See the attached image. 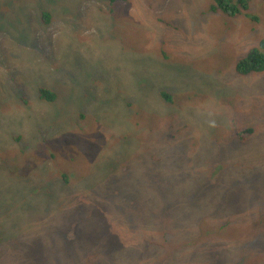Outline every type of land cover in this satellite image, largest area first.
Returning <instances> with one entry per match:
<instances>
[{
  "label": "rangeland",
  "instance_id": "374dc122",
  "mask_svg": "<svg viewBox=\"0 0 264 264\" xmlns=\"http://www.w3.org/2000/svg\"><path fill=\"white\" fill-rule=\"evenodd\" d=\"M103 1L106 7L107 0ZM172 1L167 7L154 0H129L128 6L115 2V10L120 11L108 16L119 26L102 39L95 40V33L86 35L82 44L61 30L55 19L42 26L38 6L23 16L17 12L23 5L19 0L0 2V22L9 36L19 35L20 29L13 28L21 21L45 35L38 48L17 49L22 55L17 59L13 55L12 60L9 45L1 55L0 39V83L27 91L26 103L7 93L5 102L12 106H0V148L9 147L12 136L32 135L37 144L32 141L29 147L22 141L20 146L26 148L24 153L37 150V161L42 163H23L27 168L22 166L21 174L56 184L36 201L18 200L22 191L13 190L10 183L1 191L0 234L7 240L0 254L12 255L16 248L11 242L24 241L33 233L43 246L52 238L60 245L62 238L73 237L76 248L65 240L66 249H71L65 252L83 250L79 264H264V165L260 164L264 162V73L242 77L234 69L249 49L264 40V0H249L250 17L232 18L209 12L211 0ZM149 6L161 9L152 16ZM159 19L170 27L156 23ZM165 30L168 43L179 45L168 53L160 47ZM129 60H144V71L136 63L132 68ZM153 61L171 66L173 71L167 72L173 77L149 68ZM37 72L47 74V79L51 74L52 85L47 88L56 95L51 104L40 100L33 89L30 96L27 82ZM156 82L162 84L157 91L164 90L169 101L154 91ZM245 129L252 132L243 135ZM225 138L232 144L223 145ZM142 142L153 144L145 151L151 156L144 162L150 174L136 163ZM216 158L235 162L238 180L256 177L253 188L240 183L226 196L215 191L207 179ZM206 161V171L199 172L195 165L202 168ZM100 166L115 172L102 175ZM75 171L77 177L63 185L61 174ZM165 187L176 193L174 202L171 195L167 201L168 224L159 222L157 215L165 205ZM13 195L14 202H9ZM4 201L9 208L25 205L38 211L22 217L9 212L10 224L5 227ZM121 204L127 205V216L142 222L135 233L115 212ZM148 207L156 211V221L147 214ZM156 234L157 239L163 234L168 240L162 250L144 244ZM135 238L142 240L138 250L146 249L143 257L132 250ZM165 253L174 254L165 257Z\"/></svg>",
  "mask_w": 264,
  "mask_h": 264
},
{
  "label": "trees",
  "instance_id": "16d2710c",
  "mask_svg": "<svg viewBox=\"0 0 264 264\" xmlns=\"http://www.w3.org/2000/svg\"><path fill=\"white\" fill-rule=\"evenodd\" d=\"M12 1L13 0H0V2H3L2 4H6ZM19 1L23 5L21 9H17L18 13L20 12L21 15L24 16V14H27V12L33 10L36 5L40 9L39 20L42 26L48 27V25L51 23V20L55 19V22L59 25L61 30L62 28H64L66 31H69L68 35H75L74 38L76 39L78 44H82L84 42L80 43V41L81 39L85 38L86 35L93 36L95 33L96 35L95 40L97 38L102 39L101 37L109 33V31L112 28L119 26L118 23H115L116 20H114L112 17H109L108 15L112 16L116 13H119L120 9L115 10L116 9L114 6L115 2L120 1L122 3H125L126 6H128L127 2L129 0H107L106 7H105V2L103 0L102 2L104 3L98 6L94 5L93 0H63V2H60L59 0H41L40 2H36L35 0H19ZM154 1H157V3L162 7H167L168 4L174 2L172 0H159V1L154 0ZM248 3L249 0H211V4L208 8V11L215 14L221 13L229 18L236 16L248 17L249 15L246 13L248 9ZM159 9L155 10L150 6L148 7V10L150 11V15L152 16H155V13L158 12ZM122 11H127V10L124 9ZM97 18H99V21L97 20ZM252 20L256 21L255 18H252ZM156 23L165 24V23H161L160 19L156 20ZM164 27L168 28L170 26L167 23L165 24ZM15 28L20 29L19 35L14 33L12 36H9L7 26L3 22H0V39H3V41L1 42L2 50L0 49L1 55H2V51L4 50L3 49L4 46L9 45L12 48V50L8 46L7 53H8V57L11 60L13 58V55H15L14 59L21 57L22 54L17 55V52H19L17 51V49H20V51L23 50L25 52L27 49L28 50L33 48L36 49L38 48L37 47L38 42L40 43L44 41L42 38L45 37L43 30L41 31L34 30L28 24V22L23 23V21H21L16 27L13 28V31ZM61 30H58V32L61 33ZM104 30L106 31V33L103 32ZM93 38L94 37H92V39ZM24 41H28V44L24 45ZM178 46L179 45L175 43L174 44L168 43V32L166 31V35L163 36V40L160 43L162 52L168 53L171 48L178 49L179 48ZM79 52L81 53L82 50ZM68 54L71 55V53ZM129 62L130 63L132 62V66H133L132 68H135V63H136L139 69H141L140 72L144 71L142 68L144 60H140V62H134V60L132 61L129 60ZM147 66L149 68L157 67V71H160L159 74H161V76L173 77L167 72V71H173L171 66H167V64L155 63L153 61L150 64L148 63ZM234 69H235V73L242 77H248L251 75H258L264 73V40L260 41V43L256 47L249 49L248 54L235 64ZM140 72L137 70L135 73H140ZM48 75L50 76V79H47L48 78L47 74L40 75L37 72L34 77L35 79H32L30 82L27 83L31 86L28 89L30 96L33 95V91H36L38 93V98L40 100L51 104L55 100L56 95L51 88H47L48 84L52 85L51 74ZM156 84L157 82L154 85ZM159 85L162 84L159 83ZM159 85H156L154 87V91L160 97L162 96L164 101L167 100L169 101V98L167 94L164 93V90L157 91ZM32 89L33 91H30ZM14 91L18 92L19 94L14 95L15 94ZM7 93L8 94L12 93V95L16 97L17 100L21 101L22 103H26V99H25L26 98L25 94L27 93L26 89H23L22 87L21 88L17 87V89L13 87H7L5 84L0 83L1 108H3V106L5 105L7 106L6 109H10V107L12 106V105L9 106L5 102L6 100L5 96ZM127 106L130 107L129 104H127ZM236 110L237 108L232 109L231 114L234 113ZM223 129L225 130L224 127ZM251 132H252L251 129H245L243 131V135H249ZM22 141H26L29 147L32 145L31 144L32 141L36 142L37 144L36 139L30 134H27L25 137L23 135H16L11 137V144L9 147L4 149L0 148V195H2L1 191L3 189H7L6 186H9L10 183L12 185L13 190L17 192H19L20 190L23 192V193L19 192L21 193L20 195L17 194L18 200L36 201L39 198H45L44 195H47V193L50 191L49 188L51 189L56 188V184H54L52 181H51L52 183H49V181H40V180L38 181V179H36L31 174H27L28 179L24 178V175L21 174V171L23 172V169L27 168L25 164L28 162H30L31 166L36 164L37 155L35 152L37 150L36 151L29 150L28 152L24 153L23 151L24 150L26 151V148L24 147L22 148L20 146ZM215 141L217 142V140ZM222 144L223 145L232 144V141L228 138H225V140L222 141ZM148 147H153V144L146 145L145 143L142 142V147L139 149L140 151V154L138 155L139 160L138 158H136V163L143 164L144 168H146L144 162H147L151 159L150 153L147 154L145 153V151L148 150ZM40 160L37 162L39 163ZM41 163L42 162H40V164ZM260 164L262 166L264 165V162H260ZM24 165L25 167L22 169L21 167ZM257 165L258 162H256V166ZM195 166L199 170V172L206 171L207 161L205 162L202 168L199 166V164ZM236 169L237 168L235 167V162L231 164H227L221 161L219 158H216L214 163L211 162L210 172L212 174H211V178L207 179V182L213 187L215 191L225 196L229 192L234 193V191L236 190V188L240 183L244 184V188L252 189L253 185H255L252 183V180L255 179L256 177L253 179L242 178L238 180ZM103 171H107V172L104 173ZM98 172H101L100 174L102 175H112L113 172L115 171L111 167L108 168L106 166H100ZM147 173H149L148 170ZM72 177H77V173L73 172L72 174L69 173L61 174L62 184L63 185L69 184L70 181L72 180ZM21 178H23L25 181ZM148 179H145V181L147 182V185H150L151 182ZM1 183L5 185L1 187ZM170 195L172 196L171 200L174 202L175 199L174 195H176L175 191L168 190V187H165L164 190H162V198L164 200L162 201L164 202L165 205L163 209L160 210L157 214L160 219L159 222L165 224H168L169 222L168 213H167V208H168L167 201H170ZM10 200L11 201L9 202H14L15 196L14 195L11 196ZM1 210H2L1 217L4 220L5 227H8L10 224L9 212H11V214L16 215L18 217H22V215L28 213V211H33V212L38 211L35 209L28 210V208L25 205L18 208H12V207L9 208V206H7V203L5 201L3 202V204H1ZM85 211L86 210H82V209L79 210L80 213H85ZM132 211L133 209L130 210L131 213ZM115 212L118 216H122V218H124L123 220H126V223L128 224L127 225L128 230L131 231L132 233H135L137 225L142 223V222L138 223L137 221H133V219L129 217V214L127 216V205L124 206L122 204L117 205ZM146 212L149 215V217H152L154 219V221L157 220L156 211L153 208L148 207L146 209ZM161 236H162L161 239H157L159 238L158 234H156V237H153V235H151L148 240H144V244L147 247L155 246L156 248L158 247L157 248L158 250H162L163 246L168 240H166L165 238L166 235L162 234ZM6 240L7 238L3 237L0 234V247H6ZM65 240L68 241L70 246L75 245L74 248H76V241L74 240L73 237L68 235L65 238ZM65 240L62 238V240L60 241L61 244L59 243L60 245L57 244L55 245L54 243H56V239L52 238V240H49L47 242L44 241L45 245L43 246L41 239L37 235L35 236L33 233L32 235L28 236L24 241L18 238L17 241L11 242V245L14 248H16L15 252H13L12 255L8 256L9 254L8 252H6V254L5 253L0 254V257L2 258L1 263L3 264H79L84 257L83 250H80L79 252L75 251L66 254L65 251L66 250L69 251L71 249H66V247L69 248V246L66 244ZM139 241L142 242L141 239L137 240V238H135L134 243L132 245V250L134 252H137L140 256L143 257V253L146 254V249H142V252L138 250ZM197 242L198 239L193 241L194 244H196ZM45 246L49 248V251L43 250L45 249ZM173 254L165 253V257H168L169 255H173ZM142 257H140L139 259H141ZM200 264H204V262H201Z\"/></svg>",
  "mask_w": 264,
  "mask_h": 264
},
{
  "label": "bare ground",
  "instance_id": "6f19581e",
  "mask_svg": "<svg viewBox=\"0 0 264 264\" xmlns=\"http://www.w3.org/2000/svg\"><path fill=\"white\" fill-rule=\"evenodd\" d=\"M140 132V131H139ZM130 137V136H129ZM104 144V143H103ZM106 144V143H105ZM76 172V171H75ZM72 191V190H71ZM63 193V192H62ZM64 199V198H63Z\"/></svg>",
  "mask_w": 264,
  "mask_h": 264
}]
</instances>
